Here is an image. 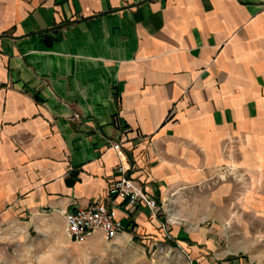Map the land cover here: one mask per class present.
<instances>
[{
  "label": "crops",
  "instance_id": "obj_1",
  "mask_svg": "<svg viewBox=\"0 0 264 264\" xmlns=\"http://www.w3.org/2000/svg\"><path fill=\"white\" fill-rule=\"evenodd\" d=\"M119 166L159 213L119 208L122 234L195 197L192 263L239 264L209 251L221 216L264 224V0H0V233L64 230Z\"/></svg>",
  "mask_w": 264,
  "mask_h": 264
},
{
  "label": "rangeland",
  "instance_id": "obj_2",
  "mask_svg": "<svg viewBox=\"0 0 264 264\" xmlns=\"http://www.w3.org/2000/svg\"><path fill=\"white\" fill-rule=\"evenodd\" d=\"M211 188L206 187L205 192ZM183 203L168 202L157 234L126 232L112 241L97 235L81 246L71 243L56 223L41 220L36 224L12 225L0 233V264H193L186 245L175 233L186 227L183 222L191 218L183 207L197 209V201L194 197ZM221 219L215 226L220 233L209 251L210 258L264 264V224L260 218L235 211L232 217ZM198 228L212 230V218L194 223V229Z\"/></svg>",
  "mask_w": 264,
  "mask_h": 264
},
{
  "label": "built area",
  "instance_id": "obj_3",
  "mask_svg": "<svg viewBox=\"0 0 264 264\" xmlns=\"http://www.w3.org/2000/svg\"><path fill=\"white\" fill-rule=\"evenodd\" d=\"M118 151V145L110 146ZM119 178L108 189L104 201H95L84 209L74 208L63 214L64 233L75 245H84L94 236L112 241L123 233L118 219L119 208L133 210L146 208L151 215L158 211L156 201L142 191L132 180L127 179L123 166L117 168Z\"/></svg>",
  "mask_w": 264,
  "mask_h": 264
}]
</instances>
